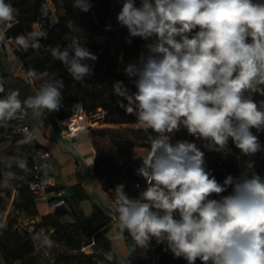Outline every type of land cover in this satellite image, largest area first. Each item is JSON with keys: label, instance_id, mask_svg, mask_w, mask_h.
Returning a JSON list of instances; mask_svg holds the SVG:
<instances>
[{"label": "clouds", "instance_id": "1", "mask_svg": "<svg viewBox=\"0 0 264 264\" xmlns=\"http://www.w3.org/2000/svg\"><path fill=\"white\" fill-rule=\"evenodd\" d=\"M73 7L87 12L91 4L74 0ZM17 13L0 0V23H17ZM117 21L127 28L128 43L135 37L148 43L138 63L125 68L136 91L116 81L113 92L141 128L156 133L136 170L145 190L132 198L123 184L114 189L121 234L126 231L142 248L152 239L166 243L188 264H264V178L255 172L229 174L220 183L206 169L196 143L172 137L183 127L211 151L221 152L229 140L245 156L262 151L251 129L264 130V101L253 98L264 96V0H140L139 7L136 0H123ZM68 27L74 30V22ZM40 38L46 39L47 32L33 30L15 41L25 51L36 50ZM51 55L79 82L92 74L85 61L97 59L76 38L63 50L52 48ZM27 76L41 79L35 69ZM63 87L61 80L45 81L23 101L18 90H9L0 97V126L25 107L34 117L59 111ZM0 93H5L3 83ZM33 138L29 134L23 142ZM15 163L29 171L24 160ZM17 178L6 172L3 186ZM43 243L50 247L53 242L44 237ZM105 259L112 261V253Z\"/></svg>", "mask_w": 264, "mask_h": 264}, {"label": "trees", "instance_id": "2", "mask_svg": "<svg viewBox=\"0 0 264 264\" xmlns=\"http://www.w3.org/2000/svg\"><path fill=\"white\" fill-rule=\"evenodd\" d=\"M49 1L51 6L46 0L16 2L6 0L18 10L16 15L18 22L13 23L7 30V36L16 44L17 36L33 31L34 27L47 32L46 39L40 38L39 49L29 48L25 51L21 48L17 56L26 74L29 69H35L41 76L47 73V76H43L48 78L47 81L52 79L63 81L62 107L59 111L53 112L58 120L70 117L75 105L79 104L88 116H96L94 122L96 124L138 125L135 128H90V135L94 149L92 171L101 184L104 182V190L110 195L114 194L115 187L119 185V179L113 178L124 174L130 183L132 195L139 197L145 188L138 192L134 186L136 183L144 184V179L139 178L135 168L129 162L135 150L148 153L150 137H154L156 133L151 129L145 131L139 126L135 115L127 114L125 109L119 106L117 101L123 98L114 94L113 85L116 81H123L131 92L136 91L135 85L125 74V68L129 64L138 63L141 55L146 54L148 42L139 37L131 38V43L127 42L129 39L127 28L110 17V0H89L91 8L87 12L74 8V0ZM69 21L74 22V30L68 27ZM73 38L79 39L81 45L97 57L95 61H85L92 69V74L85 76L82 82L74 80L66 66L61 61L54 60L51 55L52 48L59 45L63 50ZM70 54L74 55L71 52ZM89 81L97 82L92 90L86 88L84 84ZM73 83L78 84L79 87ZM4 87L5 93H0V97L6 95L9 90H17L13 84L4 85ZM253 98L257 102L264 101V96L259 93ZM10 124L13 126L15 119L6 125ZM6 125L0 126V142L6 136ZM251 131L258 137L262 151L252 156H245L229 140L228 151L207 164L206 169L220 183H223L229 174L239 177L242 173L251 175L255 172L264 178V130L253 128ZM172 137L173 142L191 141L193 138L188 135L186 129L182 128L172 134ZM197 147L200 148L198 145ZM249 163L253 165L251 169ZM9 164H11L10 168ZM26 164L28 172L19 169L15 161H0V226H3L0 227V264H45L35 254V228L31 231L19 230L12 227L11 220L6 224L4 222L7 211L9 214L18 210L35 211V201L38 197L32 195L28 189L29 183L34 178V170L30 160ZM9 171L14 172L18 178L12 180L9 187H4V175ZM58 191V188L53 187L47 193L57 194ZM125 192L128 193V191ZM57 199L61 198L52 196L48 202ZM64 202L63 206L41 215L36 226L63 231L67 244L71 245L69 252L60 256L66 264H118L116 254L104 232L92 226L81 216L75 202L70 203L66 200ZM113 215L117 218L114 209ZM34 216L37 217L38 214ZM65 216H70L72 222H65L63 220ZM88 248L95 250L90 254L84 253ZM108 252L113 255L112 261L105 259V254ZM153 260L154 264H188L182 257H175L166 243L155 242ZM196 264L201 262L197 260Z\"/></svg>", "mask_w": 264, "mask_h": 264}, {"label": "crops", "instance_id": "3", "mask_svg": "<svg viewBox=\"0 0 264 264\" xmlns=\"http://www.w3.org/2000/svg\"><path fill=\"white\" fill-rule=\"evenodd\" d=\"M18 50L15 45L0 43V83L15 85L23 101L34 96L38 89L22 67L17 56ZM21 111L34 137L29 142L31 147H40L50 153L55 187L59 190L57 194L51 192L38 197L41 201L37 203L39 214L35 219L38 220L41 215L50 212L48 200L52 196L66 202H75L81 216L104 232L116 254L118 264H154L153 250L149 246H136L131 236L126 231L121 234L117 227L111 198L92 171L94 149L91 129L69 140L60 135L58 119L53 112L34 117L31 109L25 107ZM63 220L72 222L70 216H65Z\"/></svg>", "mask_w": 264, "mask_h": 264}, {"label": "rangeland", "instance_id": "4", "mask_svg": "<svg viewBox=\"0 0 264 264\" xmlns=\"http://www.w3.org/2000/svg\"><path fill=\"white\" fill-rule=\"evenodd\" d=\"M20 0H11V2H16ZM46 2L51 6L50 1L46 0ZM123 4V0H110V8L109 13L111 19L117 20V15L121 11ZM136 6H140V0H136ZM34 30H38V27H34ZM15 45L19 50H21V47H19L17 44ZM48 78L41 76V79L38 80H32V83L36 89H39V86L43 84L45 81H47ZM74 84V83H73ZM86 88L92 90L96 87V83L92 82H85ZM77 87H79L78 84H74ZM83 85V84H82ZM80 85V86H82ZM79 104H76L74 109L77 108ZM138 127V125L134 126H127V125H106V124H90L89 128H135ZM6 136L3 141L0 142V161H16V159H22L25 162L29 161V156L31 153V143L27 142L24 143L23 141L25 138H22L21 136L17 135L12 127V125H6ZM184 129L183 127H181ZM191 142L196 143L201 151L204 152V158H205V167L209 162L212 160H217L219 156L225 154L228 151V147L223 149L221 152L217 151H211L208 148L204 146V142L196 139L193 137L191 139ZM147 154L143 150H135L134 155L131 158L129 164H131L135 170H137L142 165V159ZM1 169V167H0ZM141 179L142 177L139 176ZM113 179H119V184H123L125 186V191H128L129 197H133V192H131V186L130 183L127 180V177L124 174H120L118 177H115ZM111 179V180H113ZM104 182H102V185ZM38 198L35 201V211L34 210H18L17 212H13L9 214L6 213V219L4 220L5 224L11 220L12 227L21 229H27L28 231H31L35 228V234H34V245H35V254L36 256L45 264H66V261L62 259L60 256L64 254L65 252H69V247L71 245L67 244L65 240V236L63 235V231H53L52 229H47L45 227H37L36 224L39 222V219L36 220L34 214H39L37 209V203L40 202ZM43 201V200H42ZM45 202V201H44ZM9 214V215H8ZM44 237H48L53 243L49 247L43 243ZM95 249H85L84 253L90 254L91 251H94ZM60 258V260H58Z\"/></svg>", "mask_w": 264, "mask_h": 264}, {"label": "built area", "instance_id": "5", "mask_svg": "<svg viewBox=\"0 0 264 264\" xmlns=\"http://www.w3.org/2000/svg\"><path fill=\"white\" fill-rule=\"evenodd\" d=\"M12 26V25H11ZM7 24L0 23V31L5 33V40L3 44H14V41L7 36V30L11 27ZM96 121V116H88L80 106L74 109L73 114L65 119L58 120L60 126V135L64 138L72 140L76 138L79 134L86 132L89 129V125L93 124ZM15 133L22 138H26L29 134H31V130L28 124L24 121V114L20 111L17 114V118L15 119V124L12 126ZM27 130V131H26ZM50 153L40 147L32 148L30 154V161L32 163V167L34 170V178L29 183L28 189L29 192L36 196L41 197L45 195L49 189L55 187L54 182V169L51 162ZM144 184L136 183L134 189L140 192L143 188H146V182ZM111 198V204L113 209L115 208V197L114 194H109ZM132 198H137V196H133ZM65 204L63 199L53 200L48 204V208L50 211H53L55 208L59 206H63ZM155 239H152L149 247L154 250L155 249Z\"/></svg>", "mask_w": 264, "mask_h": 264}]
</instances>
